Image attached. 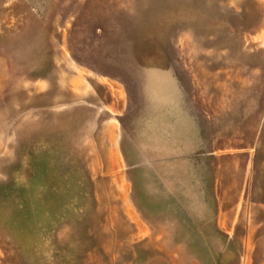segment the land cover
Segmentation results:
<instances>
[{
    "label": "rangeland",
    "instance_id": "obj_1",
    "mask_svg": "<svg viewBox=\"0 0 264 264\" xmlns=\"http://www.w3.org/2000/svg\"><path fill=\"white\" fill-rule=\"evenodd\" d=\"M0 264H264V0H0Z\"/></svg>",
    "mask_w": 264,
    "mask_h": 264
}]
</instances>
